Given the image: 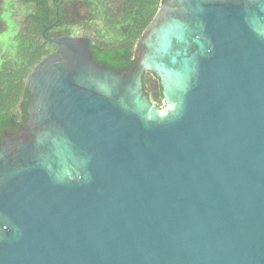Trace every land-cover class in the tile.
I'll list each match as a JSON object with an SVG mask.
<instances>
[{"label":"water","instance_id":"water-1","mask_svg":"<svg viewBox=\"0 0 264 264\" xmlns=\"http://www.w3.org/2000/svg\"><path fill=\"white\" fill-rule=\"evenodd\" d=\"M51 41L0 144V264H264V0H166L121 73Z\"/></svg>","mask_w":264,"mask_h":264},{"label":"trees","instance_id":"trees-1","mask_svg":"<svg viewBox=\"0 0 264 264\" xmlns=\"http://www.w3.org/2000/svg\"><path fill=\"white\" fill-rule=\"evenodd\" d=\"M166 0H0V36L13 27L11 42L0 45V144L4 133L19 135L32 102L27 79L57 51L60 37L90 40L96 64L116 73L136 65V46ZM152 105L165 109L161 80L142 78Z\"/></svg>","mask_w":264,"mask_h":264},{"label":"rangeland","instance_id":"rangeland-1","mask_svg":"<svg viewBox=\"0 0 264 264\" xmlns=\"http://www.w3.org/2000/svg\"><path fill=\"white\" fill-rule=\"evenodd\" d=\"M14 35H15V32L13 31V27L9 25V31L6 34L0 36V45H2L3 47H6L11 42V38H13Z\"/></svg>","mask_w":264,"mask_h":264}]
</instances>
